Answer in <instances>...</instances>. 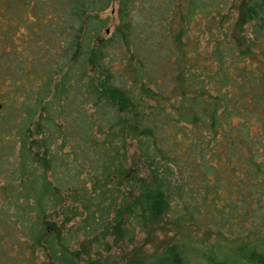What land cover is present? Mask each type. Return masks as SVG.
Listing matches in <instances>:
<instances>
[{
  "label": "trees",
  "instance_id": "16d2710c",
  "mask_svg": "<svg viewBox=\"0 0 264 264\" xmlns=\"http://www.w3.org/2000/svg\"><path fill=\"white\" fill-rule=\"evenodd\" d=\"M171 209L215 238L131 264H264V0H0V264Z\"/></svg>",
  "mask_w": 264,
  "mask_h": 264
},
{
  "label": "rangeland",
  "instance_id": "374dc122",
  "mask_svg": "<svg viewBox=\"0 0 264 264\" xmlns=\"http://www.w3.org/2000/svg\"><path fill=\"white\" fill-rule=\"evenodd\" d=\"M115 2L106 7L101 15L109 17L108 29L111 28L115 22ZM203 39V37H202ZM201 39V42H202ZM176 211L173 209L163 214L159 219L146 224L142 229L137 226L126 225L121 235L109 233L104 239L100 241L99 246H96L100 239L94 238L91 240H80L74 244V249L78 251V256L82 259L86 253H89L90 258L102 260L108 255L110 264H131L135 257H142L150 252H159L165 245L177 241L185 240L187 242H198L205 244L215 238L213 232H205L204 225L207 223L202 219V222H190L189 220H175ZM258 233V232H256ZM252 236V232H246L242 236H237L235 232L223 230L222 235L218 238L220 240H246ZM204 242V243H202ZM78 259V264H83V261ZM48 264L47 262H43Z\"/></svg>",
  "mask_w": 264,
  "mask_h": 264
}]
</instances>
